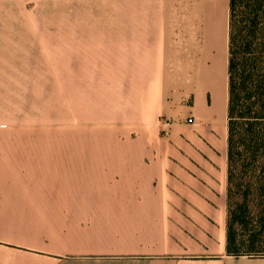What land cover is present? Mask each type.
<instances>
[{"label":"crops","instance_id":"crops-1","mask_svg":"<svg viewBox=\"0 0 264 264\" xmlns=\"http://www.w3.org/2000/svg\"><path fill=\"white\" fill-rule=\"evenodd\" d=\"M151 26L155 114L146 121L155 131L138 125L140 145L76 146V131L0 132V264H57L87 253L264 264V256L227 250L230 0H155ZM128 27L106 30L114 45L104 48L128 51L131 37L130 50L144 51L143 22ZM106 62L98 73L122 74ZM192 95L193 110L184 105ZM144 100L131 96L112 105L109 119L87 121L120 114L143 123Z\"/></svg>","mask_w":264,"mask_h":264},{"label":"rangeland","instance_id":"rangeland-1","mask_svg":"<svg viewBox=\"0 0 264 264\" xmlns=\"http://www.w3.org/2000/svg\"><path fill=\"white\" fill-rule=\"evenodd\" d=\"M135 22L144 24V51L130 50L131 37L128 51L104 48L114 42L106 30L134 29L128 25ZM152 24L155 0H0V132L76 131V146L140 145L138 125L149 136L155 131V124L146 121L155 114V58L151 59L155 53L149 49L155 42ZM107 59L122 74L98 73L111 65ZM120 87L127 90L122 99L112 91ZM131 96L145 99L139 108L143 123H124L120 114L114 115L118 120L106 123L87 121L98 116L109 119L118 110L112 105ZM184 105L193 110L194 96L187 97ZM66 118L69 122H61ZM186 122L199 126L194 115ZM57 264H155V258L87 253L64 256Z\"/></svg>","mask_w":264,"mask_h":264},{"label":"trees","instance_id":"trees-1","mask_svg":"<svg viewBox=\"0 0 264 264\" xmlns=\"http://www.w3.org/2000/svg\"><path fill=\"white\" fill-rule=\"evenodd\" d=\"M227 250L264 256V0H230Z\"/></svg>","mask_w":264,"mask_h":264}]
</instances>
